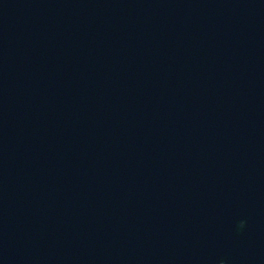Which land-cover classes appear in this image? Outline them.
Segmentation results:
<instances>
[{"label": "water", "instance_id": "water-1", "mask_svg": "<svg viewBox=\"0 0 264 264\" xmlns=\"http://www.w3.org/2000/svg\"><path fill=\"white\" fill-rule=\"evenodd\" d=\"M0 264H264V0H0Z\"/></svg>", "mask_w": 264, "mask_h": 264}]
</instances>
